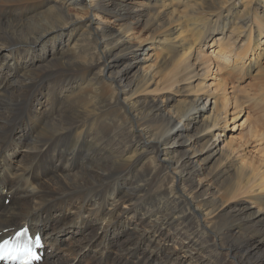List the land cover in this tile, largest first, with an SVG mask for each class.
<instances>
[{
	"label": "bare ground",
	"instance_id": "6f19581e",
	"mask_svg": "<svg viewBox=\"0 0 264 264\" xmlns=\"http://www.w3.org/2000/svg\"><path fill=\"white\" fill-rule=\"evenodd\" d=\"M150 1L147 9L141 0H0V239L22 227L40 232L45 252L34 264H78L91 252L87 264H264V151L241 157L225 141L228 93L208 78L222 67L195 48L223 27L218 55L257 68L260 0H214L210 12L202 0ZM72 5L84 16L71 15ZM92 13L121 26L92 28ZM140 24L157 30L160 82L153 72L128 74L148 61L127 34ZM161 90L187 101L168 113L175 96L161 100ZM203 149V160L221 156L211 195L198 180ZM63 231L82 235L64 259Z\"/></svg>",
	"mask_w": 264,
	"mask_h": 264
},
{
	"label": "rangeland",
	"instance_id": "374dc122",
	"mask_svg": "<svg viewBox=\"0 0 264 264\" xmlns=\"http://www.w3.org/2000/svg\"><path fill=\"white\" fill-rule=\"evenodd\" d=\"M53 1H59V0H53ZM141 1L142 3H144V7H147V9L157 4V1H152V2L150 0H141ZM198 1L200 0H193V2H198ZM238 1H244V0H238ZM262 1L263 0H260L258 5H256V2H254L255 3L254 7L257 8V12L259 14L264 13L263 12L264 6L260 7ZM202 2L204 3L206 10L207 8L210 9L207 10V12H210L211 5H213V3H216V1L214 0H202ZM139 4H141V2ZM219 4H220L219 6L224 5L222 1H219ZM239 5L242 6V3ZM67 11H69V13L73 16H75L76 14L79 16H84V11L82 9L77 8L75 5L69 6ZM180 11L182 10L180 9ZM259 16L260 17L258 19L261 18V15ZM88 19L93 22V24H91L92 28L97 27L98 24L97 20H101L102 24L109 28L119 29L121 26V23L116 21L115 18L108 13H100L98 17L92 13L88 17ZM178 23L179 22H176L175 24ZM50 24L51 22L46 23L44 26H48ZM190 29H192L190 26L184 25L179 32L183 36L189 34L191 37L190 40L193 41L194 37L196 36V33L189 31ZM222 29L223 27L218 29L215 33L211 34L200 45L196 43L195 48L200 49L199 53L202 56V59H204L207 62V64L210 63L221 64L222 68H220L219 70H216L215 66L213 65V73L212 74L210 73L208 78H211L209 82H212L215 79L219 80L220 82L219 88L225 89V91L228 93L229 110L231 109L230 112L233 111L231 107L234 101L237 104H239L238 110L241 111L239 114L228 112L229 121L224 136L226 139L225 141L226 142L230 141L228 142L230 143V146L233 148H237L235 152L236 155H239L241 157L257 156L259 158H262L264 151V144H261V140H260L261 136H256L254 131L260 130V133L261 132L264 133V55L259 56V62L257 68H252L250 65H247V62L249 63L250 60L246 61V63L243 64L242 62L245 59L242 60L240 56H235L234 60L233 59L228 60L226 58V55L219 56L217 52L222 51V49L219 50L220 49L218 46L219 41L216 40V37L221 35ZM81 31L82 30H79V32ZM74 33L76 35L79 34L78 32H74ZM127 34L129 37L132 38L131 41L135 43L142 42L138 55V57L140 56L139 57L140 60L143 58H148V61L145 60L143 61L139 60L140 62L137 61L138 63L137 64L135 63V65L129 69L128 74L130 75V78L133 79L135 78V76L137 75L141 76L143 73L146 72H153L152 74L154 75V80L156 82H160V80L162 79V74H160V72L162 71L163 74H165L167 73V70L159 65V59H158L160 58V54L158 53L159 43L154 42L152 40L154 36L155 37L158 36L157 30L152 27L151 28L144 27L143 25L140 24L138 26L134 25L132 31L128 32ZM254 39L255 38H253V40ZM263 41H264V37H263ZM207 44H210V46L206 47ZM263 47L264 45H261V47L258 50L260 51L261 48ZM239 49L240 48H238L237 50ZM221 58L226 59L225 65L222 61L223 59ZM230 63L232 64V67L233 65L235 66L236 64H238L239 67H237V69L232 68L229 65ZM224 66L227 67V69ZM158 70L161 71L158 72ZM155 86L156 85H154L153 87ZM156 92H154V94H156L157 97L160 98L161 100L166 99V97L170 95L175 96V100L171 102L166 108V112L168 113H172L173 111H175L174 109L177 106H180L182 105V103H185L187 101L188 94H181L178 92H171V91L163 92L162 90ZM144 95H147V93L144 92ZM182 97L184 100H182ZM233 116H237L235 119H239V120H237L236 122L235 120L232 121ZM235 123L236 125L243 123V125L234 128ZM224 143L225 142L222 141L219 147L223 146ZM194 149L197 150L196 146L193 147V150ZM205 151L206 150L204 149L202 151H199L198 156L196 153L195 155L196 159L195 158L194 159L196 161L200 156V159H198V163L199 165H202L204 169L200 173L199 175L200 179L198 180L204 183V192L207 195H211L216 190L217 185L219 183L218 181L219 176L216 175L217 177H215L213 174L216 173V171H219L221 168L220 165L221 156L219 155V152H215L212 156H210L206 160H203L207 156V154H202ZM244 181H247V178L244 179ZM177 192L181 195L183 194V190L182 188H180L179 185L177 186ZM250 204L252 205V209H257L256 206L257 207L261 206L258 203H250ZM66 230H70V229H66ZM58 236L62 240L61 246L62 249H64V252L63 250H61V253L63 255L62 258L64 259L66 257L69 258L72 257L70 256V254L66 252L68 251L67 249L68 247H66V245L80 241L82 235L81 234L75 235L74 231L72 232V235L69 233V231L68 232L63 231ZM72 237H74V239H72ZM91 254L92 252L83 254L81 260L77 261L78 264H87ZM202 264H206V263L203 262Z\"/></svg>",
	"mask_w": 264,
	"mask_h": 264
},
{
	"label": "snow or ice",
	"instance_id": "6c2138e0",
	"mask_svg": "<svg viewBox=\"0 0 264 264\" xmlns=\"http://www.w3.org/2000/svg\"><path fill=\"white\" fill-rule=\"evenodd\" d=\"M17 235L22 239L16 242L4 240L0 243V259L19 260L21 264H31L33 259H39L32 250V244L35 241L28 236V229H22Z\"/></svg>",
	"mask_w": 264,
	"mask_h": 264
}]
</instances>
